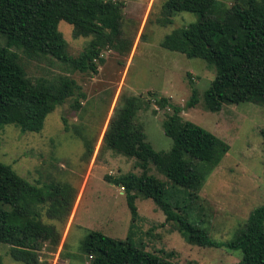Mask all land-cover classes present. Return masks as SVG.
<instances>
[{"label": "trees", "instance_id": "obj_1", "mask_svg": "<svg viewBox=\"0 0 264 264\" xmlns=\"http://www.w3.org/2000/svg\"><path fill=\"white\" fill-rule=\"evenodd\" d=\"M123 3L118 0H0V128L14 124L21 132L39 133L46 116L57 106L74 98L71 108H80L85 94L68 74H97L104 59L101 53L115 49L128 55L134 37L122 36ZM180 12L198 16L196 22L176 29L164 37L161 47L199 58L213 67L215 77L203 93L205 108L218 112L224 104L235 105L264 98V0L236 1L230 7H219L216 0H164L158 24L167 25ZM64 21L72 27L75 38H90L76 57L67 53V44L58 30ZM16 49L32 61L50 59L65 67L66 72L39 77L34 82L26 77ZM159 108L170 104L167 98L155 99ZM198 102L193 90L187 108ZM139 100L124 97L113 109L102 136L109 150L137 160L139 175L128 173L118 178L105 175L104 180L120 186L136 216L135 200L151 199L173 223L189 244L199 247L219 246L207 232L182 214L181 201L169 200L166 183L148 174L150 164L177 190L194 198L210 170L228 153L229 145L204 128L183 121L181 108L172 106V113L163 121L164 134L172 139L167 152H157L146 142L141 125L135 123ZM63 129L68 131L63 119ZM84 143L83 159L90 162L94 142L75 130ZM78 190L62 182L41 189L18 176L11 166L0 161V243L9 246V255L23 264H48L40 260L47 248L54 253L61 242V233L48 219L64 225L69 219ZM134 220V219H133ZM125 240L90 231L81 243L82 252L91 264H174L155 253ZM240 250L241 259L234 264H264V204L253 209L244 228L225 245ZM0 264L2 259L0 256Z\"/></svg>", "mask_w": 264, "mask_h": 264}, {"label": "rangeland", "instance_id": "obj_2", "mask_svg": "<svg viewBox=\"0 0 264 264\" xmlns=\"http://www.w3.org/2000/svg\"><path fill=\"white\" fill-rule=\"evenodd\" d=\"M123 3L121 30L126 39L133 38L131 52L126 55L115 49L101 53L104 62L97 74L73 72L85 94L80 108H71L74 98L49 113L39 133L21 132L14 124L0 128V161L32 185L46 190L47 186L66 182L78 190L76 206L62 225L48 219L61 233L57 251L44 248L40 260L48 264H91L82 252L81 243L90 231L125 240L173 262L174 264H234L241 251L225 245L244 228L250 212L264 204V98L239 104H224L220 111L210 112L203 103V93L215 77L213 67L204 60L161 47L164 37L197 21L193 13L180 12L167 25L158 24L164 0H118ZM236 1L216 0L219 7H230ZM67 53L78 56L90 38H75L72 27L64 21L58 24ZM5 39L0 36V47ZM26 77L34 82L39 77H51L66 72L55 60L36 62L25 58L16 49ZM195 90L198 102L192 108L187 103ZM124 97L139 100L134 118L141 125L146 142L157 152H167L172 139L164 134L163 121L172 113V106L181 108L183 121L192 122L211 132L229 145L228 153L208 175L194 198L184 200L185 191L173 187L150 164L148 174L166 183L169 200L181 201L180 208L188 220L204 229L214 247H199L187 243L173 223L151 199L135 200L136 216L126 201V193L104 180L105 175L118 178L128 173L139 175L137 160L109 150L102 136L116 105ZM165 97L169 106L161 109L155 99ZM63 119L68 131L63 129ZM75 130L94 142V153L88 163L83 159L84 143ZM79 202V203H78ZM134 219V220H133ZM3 264H23L9 255V246L0 243Z\"/></svg>", "mask_w": 264, "mask_h": 264}, {"label": "crops", "instance_id": "obj_3", "mask_svg": "<svg viewBox=\"0 0 264 264\" xmlns=\"http://www.w3.org/2000/svg\"><path fill=\"white\" fill-rule=\"evenodd\" d=\"M79 203V202H78ZM76 204H77V202H76ZM76 204H75V206H76ZM77 207V206H76Z\"/></svg>", "mask_w": 264, "mask_h": 264}]
</instances>
